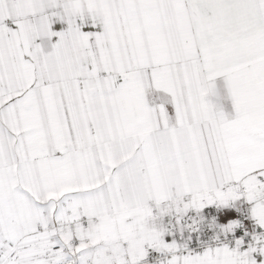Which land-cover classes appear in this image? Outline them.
Listing matches in <instances>:
<instances>
[{
  "label": "snow or ice",
  "instance_id": "1",
  "mask_svg": "<svg viewBox=\"0 0 264 264\" xmlns=\"http://www.w3.org/2000/svg\"><path fill=\"white\" fill-rule=\"evenodd\" d=\"M0 264H264V0H0Z\"/></svg>",
  "mask_w": 264,
  "mask_h": 264
}]
</instances>
